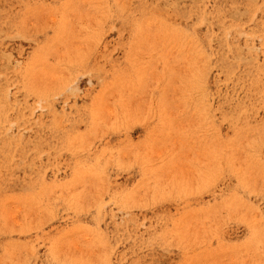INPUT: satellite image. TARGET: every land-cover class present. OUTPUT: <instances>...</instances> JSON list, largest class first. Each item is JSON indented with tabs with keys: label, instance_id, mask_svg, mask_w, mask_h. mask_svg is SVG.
<instances>
[{
	"label": "rangeland",
	"instance_id": "obj_1",
	"mask_svg": "<svg viewBox=\"0 0 264 264\" xmlns=\"http://www.w3.org/2000/svg\"><path fill=\"white\" fill-rule=\"evenodd\" d=\"M0 264H264V0H0Z\"/></svg>",
	"mask_w": 264,
	"mask_h": 264
},
{
	"label": "bare ground",
	"instance_id": "obj_2",
	"mask_svg": "<svg viewBox=\"0 0 264 264\" xmlns=\"http://www.w3.org/2000/svg\"><path fill=\"white\" fill-rule=\"evenodd\" d=\"M204 17V16H203Z\"/></svg>",
	"mask_w": 264,
	"mask_h": 264
}]
</instances>
